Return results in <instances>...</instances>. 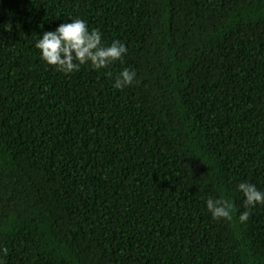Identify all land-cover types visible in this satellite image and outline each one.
Returning a JSON list of instances; mask_svg holds the SVG:
<instances>
[{"label":"trees","instance_id":"1","mask_svg":"<svg viewBox=\"0 0 264 264\" xmlns=\"http://www.w3.org/2000/svg\"><path fill=\"white\" fill-rule=\"evenodd\" d=\"M77 17L122 60L46 65L36 41ZM243 181L264 191V0H0L5 264H264Z\"/></svg>","mask_w":264,"mask_h":264},{"label":"clouds","instance_id":"2","mask_svg":"<svg viewBox=\"0 0 264 264\" xmlns=\"http://www.w3.org/2000/svg\"><path fill=\"white\" fill-rule=\"evenodd\" d=\"M70 21L61 23L53 31L44 32L35 43L41 60L56 71L69 75L84 65L99 71L122 60L127 53L126 46L118 40L108 45L102 43L100 30H90L84 20L77 17L70 18ZM135 77L134 70L124 68L115 77L113 87L126 88L133 84ZM236 191L243 197L244 210L239 213L238 219L244 223L249 218L251 208L264 205V191L248 181L238 183ZM205 206L213 219L232 220L233 205L229 199L208 198ZM5 254L6 249H0V264H5Z\"/></svg>","mask_w":264,"mask_h":264}]
</instances>
